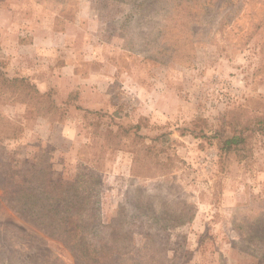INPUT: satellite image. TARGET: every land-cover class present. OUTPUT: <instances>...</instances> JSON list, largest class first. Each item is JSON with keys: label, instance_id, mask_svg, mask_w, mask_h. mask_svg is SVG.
<instances>
[{"label": "rangeland", "instance_id": "obj_1", "mask_svg": "<svg viewBox=\"0 0 264 264\" xmlns=\"http://www.w3.org/2000/svg\"><path fill=\"white\" fill-rule=\"evenodd\" d=\"M23 4L48 46L0 50V174L42 210L0 190V264H264V0Z\"/></svg>", "mask_w": 264, "mask_h": 264}, {"label": "trees", "instance_id": "obj_2", "mask_svg": "<svg viewBox=\"0 0 264 264\" xmlns=\"http://www.w3.org/2000/svg\"><path fill=\"white\" fill-rule=\"evenodd\" d=\"M21 83H24L23 80L19 79H9L5 74H3L0 71V85H4V87H14L16 84H19L20 88L23 90H28L27 88H24ZM32 91H28V95L31 94ZM35 96L39 97L41 100V103H45L47 99L46 95H42L40 92H35ZM31 98H34V95L31 96ZM238 143V138L234 137L232 139H229L226 141V146H232ZM11 167H9V171L3 172L0 174V190L6 191L9 196V201L13 205L12 208H15L16 210L20 211L19 213L22 214V216H27L30 218H38V215L40 214V210H42V198L40 197V193L35 189L32 191H29V188L26 187L28 184V180H25L23 184L14 183L13 176L14 172H12ZM36 181V187H41V181L37 178H34ZM42 181L44 178L41 179ZM46 184L51 187L50 181L47 180ZM74 188L75 186H71ZM46 202H45V209L46 212L54 211L58 212L60 208L64 207V201L61 200V198H56V195H54L52 192L47 193L46 196ZM55 201V203H54ZM56 204H58L56 206ZM73 206V205H72ZM75 206H73V212H76L77 210H74ZM71 210V207L64 208V212ZM69 220V218H68ZM67 222L64 220V218H61V221H59V225L56 226V229H60L61 233L63 235H71L72 233H80L81 227L76 222ZM51 226V224H50ZM81 247L85 248L84 241L81 242Z\"/></svg>", "mask_w": 264, "mask_h": 264}, {"label": "crops", "instance_id": "obj_3", "mask_svg": "<svg viewBox=\"0 0 264 264\" xmlns=\"http://www.w3.org/2000/svg\"><path fill=\"white\" fill-rule=\"evenodd\" d=\"M9 1V5L6 2ZM14 3L18 1V6L13 8L11 11V0H0V50L9 55V59L12 63L13 57H17L18 52L29 51L32 57L35 58L36 54L48 46V41H45V35L41 37H36V35H42L41 31L35 27L28 28L24 26L27 22L28 16L24 9L21 12V8H25V3L27 0H12ZM6 3V4H5ZM20 4V5H19ZM16 10H18L16 12ZM30 23V22H29ZM23 24V25H22ZM50 52V51H47ZM21 58V57H20ZM13 60V61H12ZM45 90L44 87L41 88Z\"/></svg>", "mask_w": 264, "mask_h": 264}]
</instances>
